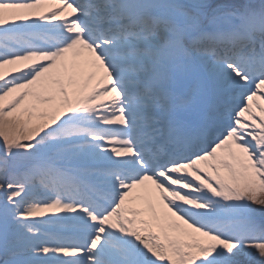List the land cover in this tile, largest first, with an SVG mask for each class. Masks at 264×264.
I'll use <instances>...</instances> for the list:
<instances>
[{"label": "snow or ice", "instance_id": "6c2138e0", "mask_svg": "<svg viewBox=\"0 0 264 264\" xmlns=\"http://www.w3.org/2000/svg\"><path fill=\"white\" fill-rule=\"evenodd\" d=\"M0 264H264V0H0Z\"/></svg>", "mask_w": 264, "mask_h": 264}]
</instances>
